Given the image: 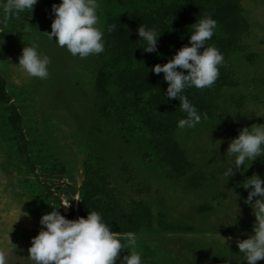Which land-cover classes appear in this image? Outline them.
<instances>
[{
  "label": "rangeland",
  "instance_id": "obj_1",
  "mask_svg": "<svg viewBox=\"0 0 264 264\" xmlns=\"http://www.w3.org/2000/svg\"><path fill=\"white\" fill-rule=\"evenodd\" d=\"M60 2L38 0L17 14L0 0V249L8 264H34L28 249L53 207L68 219L99 212L122 239L134 235L143 264H247L236 240L254 234L256 217L242 183L254 173L264 179V157L246 162L243 175L234 166L228 180L222 172L230 140L264 125V0H99L105 51L84 59L48 39ZM209 14L217 28L207 43L224 62L211 87L185 89L202 119L180 128L186 113L152 68L189 44L191 25ZM141 24L161 33L159 55L143 51ZM33 41L50 57L47 79L17 65Z\"/></svg>",
  "mask_w": 264,
  "mask_h": 264
},
{
  "label": "clouds",
  "instance_id": "obj_2",
  "mask_svg": "<svg viewBox=\"0 0 264 264\" xmlns=\"http://www.w3.org/2000/svg\"><path fill=\"white\" fill-rule=\"evenodd\" d=\"M37 2L7 0L5 11L17 14L25 10L32 11ZM99 7V0H61L59 4H53L55 18L51 32L47 33L48 39L53 40L55 37L59 47L66 48L72 56L81 59L103 53L105 40L104 31L98 26ZM216 28L217 21L210 14L205 15L191 25L189 44L176 51L167 63L156 64L152 68L155 74L163 73V79L168 84L166 96L179 100L180 110L186 113V118L178 121L180 128H194L202 119L196 106L183 94L185 89L211 87L219 77L224 56L217 47L207 43ZM114 29L115 25H109L107 31ZM137 31L140 40L145 43L143 51L157 52L161 33L142 24ZM50 62V57L41 52L38 43L33 41L22 49L17 65L30 77L47 79ZM184 70H187L186 74ZM145 95L147 97L148 94ZM227 156L232 157V160L227 163L222 175L227 180L236 171L243 175L254 160L264 157V125L240 130L238 136L230 140ZM249 161L251 163L246 166ZM242 186L248 190L244 203L252 206L256 221L253 225L254 234L248 235L247 239H237L236 244L242 254L240 262L257 264L264 259V179L254 173L243 181ZM253 198H257L254 203ZM61 204L68 207L70 201ZM235 206L237 215L239 209L236 202ZM39 223L42 227L32 238L28 249L34 264H116L117 261L119 264H143L141 254L134 250V235L129 233L122 239L97 211H89L86 218L68 219L53 207L51 212L41 216ZM122 248L131 250L121 257ZM0 264H8V255L3 249H0Z\"/></svg>",
  "mask_w": 264,
  "mask_h": 264
}]
</instances>
